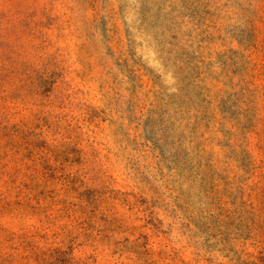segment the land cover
<instances>
[{
  "label": "rangeland",
  "instance_id": "374dc122",
  "mask_svg": "<svg viewBox=\"0 0 264 264\" xmlns=\"http://www.w3.org/2000/svg\"><path fill=\"white\" fill-rule=\"evenodd\" d=\"M0 264H264V0H0Z\"/></svg>",
  "mask_w": 264,
  "mask_h": 264
}]
</instances>
